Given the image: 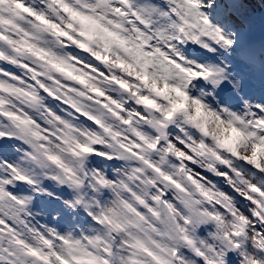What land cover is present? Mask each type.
<instances>
[{
	"label": "snow or ice",
	"instance_id": "obj_1",
	"mask_svg": "<svg viewBox=\"0 0 264 264\" xmlns=\"http://www.w3.org/2000/svg\"><path fill=\"white\" fill-rule=\"evenodd\" d=\"M0 264H264V0H0Z\"/></svg>",
	"mask_w": 264,
	"mask_h": 264
}]
</instances>
